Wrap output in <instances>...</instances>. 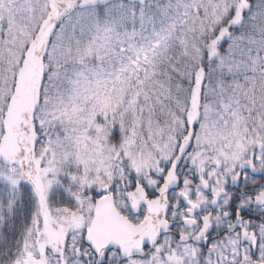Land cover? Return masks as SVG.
<instances>
[{
	"label": "snow or ice",
	"instance_id": "obj_1",
	"mask_svg": "<svg viewBox=\"0 0 264 264\" xmlns=\"http://www.w3.org/2000/svg\"><path fill=\"white\" fill-rule=\"evenodd\" d=\"M0 264H264V0H0Z\"/></svg>",
	"mask_w": 264,
	"mask_h": 264
}]
</instances>
